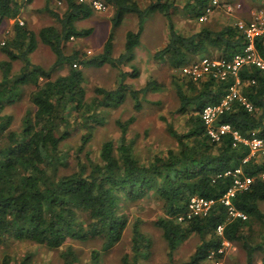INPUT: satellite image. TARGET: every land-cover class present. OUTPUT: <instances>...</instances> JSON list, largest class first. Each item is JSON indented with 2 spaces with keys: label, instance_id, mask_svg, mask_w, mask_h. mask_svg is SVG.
<instances>
[{
  "label": "trees",
  "instance_id": "trees-1",
  "mask_svg": "<svg viewBox=\"0 0 264 264\" xmlns=\"http://www.w3.org/2000/svg\"><path fill=\"white\" fill-rule=\"evenodd\" d=\"M141 8L137 0H105L112 7L111 29L101 53L87 56L74 50L66 54L71 38L87 37L92 29L79 30L77 22L93 15L88 5L77 0H46L45 12L58 24L36 31L27 25H13V35L7 39L0 62V246L10 239L27 241L50 249H59L69 241L99 238L102 250L109 251L123 238L128 225L125 214L129 203L153 199L160 203L162 213L154 226L162 233L167 248L168 264H204L211 253L217 252L223 242L239 243L246 254V264H254L258 253L264 264V161L250 156V149L236 143L232 133L213 141L200 114L207 105H217L234 84L232 76L219 80L208 74L194 80L191 77L173 79L178 107L163 118L168 134L177 147L151 160L140 159L129 140L128 127L133 121L118 122L121 136L118 143L102 144L99 160L87 151L97 127L104 124L105 111L119 107L130 98L136 110L149 91L163 87L150 78L142 89H134L125 81L138 78L133 65L135 49L146 19L159 13L166 20L167 44L154 58L170 69L179 70L197 57L216 53L218 58L230 61L247 45L245 36L234 26L219 30L202 26L198 31L185 34L177 30L175 16L179 11L197 20L211 6L210 0H187L180 8L175 0H149ZM33 0H0V25L16 20L22 11L31 10ZM59 2L63 3L61 10ZM129 15H135L136 31L125 35L124 51L113 56L115 31ZM43 45L55 56L50 68L33 63L32 54ZM257 54L264 59V36L254 41ZM21 62L19 72L14 65ZM109 65L119 72L116 88H95L89 98L85 87L83 68H101ZM67 68L65 75H55ZM242 99L252 105L249 111L240 100L233 101L231 109L223 112L216 125H229L232 132L244 138L257 136L264 140V72L252 66L239 71ZM31 86L28 99L32 106L13 127L14 118L7 109L17 102L24 88ZM187 114L186 131L175 129L173 118ZM81 135V144L75 154L77 167L61 173L74 156L64 152L61 144ZM84 152V157L81 154ZM241 169L252 179L248 190L236 194L232 204L246 219L229 218L226 207L219 200L233 184L228 171ZM193 197L214 200L216 204L208 215L187 218ZM182 217L183 220L178 219ZM130 253L120 264H140L150 256L152 240L141 227L139 218L131 223ZM223 224V236L217 226ZM199 242L193 254L178 261L179 246L191 237ZM220 257V256H219ZM62 264H78L76 251L68 246L62 253ZM100 255L92 253L93 262ZM0 264H31L30 256L14 261L5 256Z\"/></svg>",
  "mask_w": 264,
  "mask_h": 264
},
{
  "label": "rangeland",
  "instance_id": "rangeland-1",
  "mask_svg": "<svg viewBox=\"0 0 264 264\" xmlns=\"http://www.w3.org/2000/svg\"><path fill=\"white\" fill-rule=\"evenodd\" d=\"M180 8L184 7L187 0H175ZM222 3L230 2L233 5H240L233 13L226 12L223 6L213 10L207 19L203 22L192 18L179 11L175 16V25L177 30L183 33L191 34L198 31L202 26H208L215 30L221 29L225 25H235L242 20L249 22L255 15H264V0H221ZM141 8L149 5V0H137ZM34 5L31 10L22 11L16 20H10L0 25V49L4 43L12 35V28L16 21L22 22L29 28L36 31L47 26H56L58 24L54 19L45 12L46 0H33ZM252 7L248 10L247 8ZM64 10V6L60 7ZM238 10V12H237ZM241 11H245L247 16L241 15ZM252 11L254 14H251ZM113 9L109 7L107 11L93 12V15L77 22L78 29H92L91 35L87 37L74 38L66 45L65 52L70 54L74 50H79L87 56H94L102 52L103 46L109 36L111 29V18ZM19 25H21L19 23ZM138 22L135 15L127 16L122 25L115 31L113 40L114 50L113 56L117 57L124 51L125 35L128 31H136ZM168 39V29L166 20L159 13H152L144 23L143 31L140 37V45L135 49V59L132 64L127 66L126 71H131L133 65L139 71L138 78H127L126 83L134 89H142L147 81L152 78L163 85L156 91H149L146 98L141 102V109L136 110L133 101L128 98L124 104L119 107L111 108L105 111L104 124L97 127L92 140L88 144L87 151L95 160H99L102 144L106 141L118 143L121 136V129L118 122H129L128 139L134 140V150L137 156L144 160H151L155 155L165 154L169 149L177 147L175 140L168 134L167 126L163 118L170 119V113L178 107V98L173 87V79L182 78L183 73L180 70L170 69L164 62L154 58L155 54L161 50ZM218 58L214 52L210 56ZM202 57L195 58L194 61ZM6 60V57L0 50V62ZM32 61L35 64L50 68L55 56L49 47L40 44L39 48L32 54ZM21 62L14 65V72H19L22 67ZM85 74V87L89 98L94 97L95 88L114 89L118 82L119 72L109 65L101 68L85 67L82 69ZM55 75H65L67 68H62ZM1 76V74H0ZM32 90L31 86L24 88L21 98L14 105L7 109V112L14 118L13 127L20 125L21 119L26 111L32 106L28 99V93ZM187 114L175 116L173 118L175 129L184 133L186 131L185 120ZM81 135L68 139L61 144L64 152L72 150L74 155L67 167L61 168V173H67L78 169L75 154L80 147ZM84 157V152L81 154ZM264 210V207H263ZM162 213L160 203L153 199L144 200L138 203H129L125 214L128 219V225L124 231L123 238L109 251L102 250V241L99 238H89L82 241H69L59 249H50L44 246L36 245L27 241L17 239H8L3 246H0V262L5 256H10L14 261H21L26 256H30L31 264H62L61 253L71 246L77 253L78 264H95L92 259V253L97 252L100 255L96 264H120L121 258L130 253L132 239V222L134 219L141 220V227L152 240L150 256L141 260L140 264H168L167 248L161 231L154 226V220ZM199 239L197 236L191 237L188 241L179 246L176 252L178 261L187 260L194 252ZM261 254L258 253L254 264H261ZM223 264H246V254L239 243H230L225 247V253L222 258ZM204 264H214L212 261H205Z\"/></svg>",
  "mask_w": 264,
  "mask_h": 264
},
{
  "label": "built area",
  "instance_id": "built-area-1",
  "mask_svg": "<svg viewBox=\"0 0 264 264\" xmlns=\"http://www.w3.org/2000/svg\"><path fill=\"white\" fill-rule=\"evenodd\" d=\"M27 1V0H25ZM80 4L88 5L93 11H107L109 5L105 0H77ZM211 6L207 8L204 14L200 17V21L203 22L207 17L212 14L213 10L223 6L227 13L231 14L240 5H233L230 2L222 3L221 0H210ZM59 6H63L62 2H59ZM23 25L22 22H19ZM246 38V47L237 52L234 57L228 61L224 58H212V57H202L199 60L192 61L190 64L181 67L179 70L184 76L191 77L194 80L204 78L208 74H212L213 77L219 80H225L227 77L232 76L234 78V84L229 87L228 93L222 98L217 105H207L202 110L200 116L207 126V134L213 141H219L222 135L227 133H232L233 140L236 143H243L250 149V156H248L243 162H247L252 156L258 157L264 161V140L253 136L250 138H244L237 132H232L229 125L217 126L216 121L218 117L225 111L231 109L233 101L240 100L249 111H252V105L242 99L240 94L241 82L239 79V71L245 66L256 67L257 69L264 72V59H262L258 54L254 46V41L256 38L264 36V15L258 14L253 17L249 22L238 21L234 25ZM73 40V38H71ZM226 176H233V184L228 189L226 194L219 200L226 209L229 218H242L246 219V215L240 211H237L233 204L232 199L238 193H242L250 187L252 179L245 176L241 169H236L234 172L228 171L225 173ZM264 179V174L262 175ZM216 204L214 200H206L198 197H193L190 201L189 211L187 213V218L193 216L203 217L208 215L212 207ZM182 221L183 218L178 219ZM216 232L218 235L223 236L224 225L220 224L217 226ZM229 245V242L224 241L222 247L217 251L209 255L208 260L214 262V264H223L222 258L225 253V247ZM220 256V257H219Z\"/></svg>",
  "mask_w": 264,
  "mask_h": 264
},
{
  "label": "crops",
  "instance_id": "crops-1",
  "mask_svg": "<svg viewBox=\"0 0 264 264\" xmlns=\"http://www.w3.org/2000/svg\"><path fill=\"white\" fill-rule=\"evenodd\" d=\"M248 10H250V9H252V7L250 6L249 8H247ZM237 12H238V10H237ZM255 12V11H254ZM254 12L252 11V13L251 14H254ZM241 15L243 14V16L244 17H246L247 16V13L245 12V11H241V13H240Z\"/></svg>",
  "mask_w": 264,
  "mask_h": 264
},
{
  "label": "clouds",
  "instance_id": "clouds-1",
  "mask_svg": "<svg viewBox=\"0 0 264 264\" xmlns=\"http://www.w3.org/2000/svg\"><path fill=\"white\" fill-rule=\"evenodd\" d=\"M74 39V38H73Z\"/></svg>",
  "mask_w": 264,
  "mask_h": 264
}]
</instances>
